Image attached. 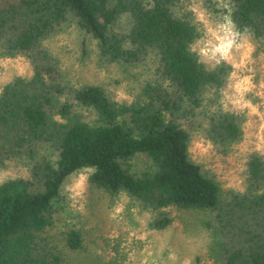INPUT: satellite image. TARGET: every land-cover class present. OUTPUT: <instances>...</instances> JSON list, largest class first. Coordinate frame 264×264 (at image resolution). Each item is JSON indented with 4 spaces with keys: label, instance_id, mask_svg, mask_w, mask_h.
<instances>
[{
    "label": "trees",
    "instance_id": "1",
    "mask_svg": "<svg viewBox=\"0 0 264 264\" xmlns=\"http://www.w3.org/2000/svg\"><path fill=\"white\" fill-rule=\"evenodd\" d=\"M184 1L0 0V57L22 56L32 66L0 91V264H59L48 233L63 223L68 179L83 170L91 186L126 192L156 211L157 229L172 222V206L212 212L215 264H264V153L249 158L246 190L228 193L190 157L195 129L224 154L244 131L239 115L206 97L231 66L209 69L199 60L192 50L199 29ZM207 1L264 48V0ZM69 24L97 42L100 63L150 65L131 102L100 85L62 83L46 40ZM74 103L96 120L83 121ZM44 145L51 153L40 155ZM138 154L153 169L134 171ZM65 226L66 244L80 248L81 230Z\"/></svg>",
    "mask_w": 264,
    "mask_h": 264
},
{
    "label": "rangeland",
    "instance_id": "2",
    "mask_svg": "<svg viewBox=\"0 0 264 264\" xmlns=\"http://www.w3.org/2000/svg\"><path fill=\"white\" fill-rule=\"evenodd\" d=\"M184 2L199 29V37L192 44L199 60L209 69L220 63L231 66L225 84L207 91L206 97L218 101V108L239 115L244 131L243 139L224 154L204 128L195 129L190 157L216 178L225 193L243 192L248 185L251 154L264 153V48L248 34L238 32L207 0ZM46 45L56 55L62 83L68 88L96 84L112 98L131 102L151 74L150 65L125 70L118 63H100L97 42L73 24L48 38ZM31 70L22 56L0 57V91L15 76H29ZM73 113L83 121L96 120L91 109L77 103ZM45 153L51 151L44 145L39 154ZM151 169L153 164L146 155L135 156L134 171ZM87 175L83 170L68 179L70 199L61 214L63 223L48 233L50 244L61 255L59 264H215L211 245L216 236L207 224L212 212L172 206L166 209L172 222L157 229L151 224L158 216L156 211L143 207L126 192L112 195L91 186ZM66 224L81 230L80 248L71 249L66 244L62 232Z\"/></svg>",
    "mask_w": 264,
    "mask_h": 264
}]
</instances>
